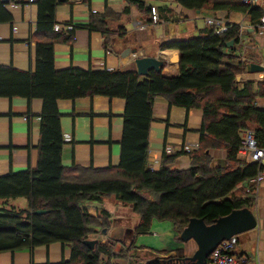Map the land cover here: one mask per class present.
<instances>
[{"label": "trees", "instance_id": "16d2710c", "mask_svg": "<svg viewBox=\"0 0 264 264\" xmlns=\"http://www.w3.org/2000/svg\"><path fill=\"white\" fill-rule=\"evenodd\" d=\"M65 1L36 2L33 74L0 66V96H33L43 100L36 167L0 176V200H27L26 207L1 203L0 253L60 242L71 248V258L56 264H120L117 259L127 257L124 250L115 254L111 245L98 241L92 249L85 244V240L109 227L108 213L101 211L93 216L87 203L112 195L121 204L131 205L138 214L136 234L147 233L154 220L169 221L178 238L192 218H201L210 225L234 209L253 210L252 179L258 167L241 161L237 154L242 130H253L264 145V108L256 106L257 101L264 100V80L258 82L256 90L252 80L245 78L242 84L239 81L248 73L242 57L256 61L252 53H243L239 24L228 23L218 33L216 26L203 27L198 37L166 43L164 48L176 49L180 54L178 74L172 77L164 76L162 71L141 76L135 70L120 68L56 70L54 45L70 43L76 28L54 29L55 8ZM13 2L26 0H0V5ZM127 2L142 5L143 1ZM177 2L194 10L241 12L250 24H257L264 15L260 5H246L241 0ZM124 12L128 13V7ZM112 16L108 11L92 13L87 24L89 29L102 32L105 46L112 35L108 27ZM6 18L11 16L7 14ZM231 41L233 45L228 46ZM94 96L125 100L120 163L106 168L64 167L61 162L64 139L57 100ZM156 96H162L171 106L201 109L202 123L197 149L164 152L159 169L153 170L149 163V132ZM211 149L225 150L226 166L213 167ZM181 155L190 157V166L171 168L169 164ZM37 210L47 212L37 214ZM145 252L141 254L144 256ZM103 253L108 255L105 261L100 259ZM185 257L183 250L178 249L176 256L155 258L147 264H171Z\"/></svg>", "mask_w": 264, "mask_h": 264}, {"label": "crops", "instance_id": "0c3cea01", "mask_svg": "<svg viewBox=\"0 0 264 264\" xmlns=\"http://www.w3.org/2000/svg\"><path fill=\"white\" fill-rule=\"evenodd\" d=\"M142 1V5H129L127 0H87L79 4H71L67 0L58 4L55 8V18L56 24L60 25L59 29H69L70 25L76 28L70 43L54 45L55 69L75 67L96 71L120 68L136 71L133 54L156 56L161 53L166 62L162 74L172 77L178 74L180 54L176 49L164 48L166 43L200 36V30L209 26L204 25L205 17H221L236 24L241 21L248 23L247 16L241 12L188 9L181 6L177 0ZM257 5L264 9V0H259ZM152 6L158 8L164 24L159 27L135 29V21L150 23L149 8ZM127 7L128 13H125ZM107 11L114 16L108 19L112 35L109 37V45L105 46L102 32L89 29L87 24L92 13L104 14ZM7 14L11 16L10 19L6 18ZM37 15V3L13 2L0 5V66H10L33 74L36 69V43L33 35L37 30ZM125 49H130L128 56H122ZM247 51L254 55V62L264 63V29L254 35L253 48ZM255 73L248 72L242 75L239 81L242 84L245 78L252 80L256 90L258 82L264 80V72L261 78ZM124 107L125 100L119 97L58 99L57 109L61 114L60 125L64 139L62 165L86 168L118 166ZM42 110L43 100L39 97L0 96V176L36 167ZM201 123V109L188 110L181 106H171L165 98L156 96L149 132L150 167L159 169L164 152L173 154L182 149H197ZM209 154L213 158V167L225 165L224 149H211ZM169 166L186 169L190 166V157L181 155ZM238 195L239 193L236 196ZM1 203L26 207L27 200L16 198L0 200ZM87 206L93 216L101 211L108 213L109 227L106 237L115 254L124 250L128 256V253H134L132 250L141 252L142 249L148 248L168 253V246L171 250L182 249L184 255L190 256L197 248L193 240H178V232L171 222L159 223L154 220L147 233L136 234L138 214L131 205L121 204L113 195L102 201L90 202ZM253 212L257 219L256 228L237 235L233 251L236 254H247L258 259L259 264H264V179L255 194ZM153 234L156 239H150ZM70 258L69 246L51 242L47 245L1 252L0 264H56ZM117 262L128 264L127 257L117 259Z\"/></svg>", "mask_w": 264, "mask_h": 264}, {"label": "built area", "instance_id": "2783aa9c", "mask_svg": "<svg viewBox=\"0 0 264 264\" xmlns=\"http://www.w3.org/2000/svg\"><path fill=\"white\" fill-rule=\"evenodd\" d=\"M71 4H79L83 2V0H68ZM242 3L246 5H255L258 3L259 0H241ZM37 0H26L25 3H36ZM18 4H22L20 2H17ZM151 20L148 24H142L139 21H135L133 23V26L135 29L137 28H145L148 26L152 27H159L164 24V21H162L159 10L157 7L152 6L151 9ZM181 20H183V16L180 17ZM204 25L209 26H216L217 29L215 33H218L220 31H223L226 29V25L230 23V21L225 18H218L215 16L211 17H205L203 18ZM60 28L59 24H56L54 26V29L57 30ZM69 29L72 28V26H68ZM240 28V45L242 47L243 53L246 52L249 48H253V37L256 33L260 32L264 29V15L260 18V21L257 24H250L245 21H241L239 23ZM254 50H256L254 48ZM134 57L136 56L133 54ZM133 57V58H134ZM242 60L248 63V61L245 60V57H242ZM264 65V63H263ZM256 106L263 107L264 108V100L263 101H257ZM238 159L241 161H244L246 163H255L258 167L257 174L252 179L253 187H254V193L256 194L257 189L261 181L264 179V145L260 144L256 134L251 129H245L240 132V145L238 147ZM153 169V168H151ZM154 170V169H153ZM88 208V207H87ZM89 212V209H88ZM105 233H99L98 239L101 243L104 244V242L107 243L108 238ZM235 236L231 237L230 239L222 240L214 249V251L208 256L209 262L211 264H259V260L250 257L247 254H236L234 250L235 246ZM105 258L108 259L107 254H101L100 259ZM135 253H129L127 256V262H134L136 260Z\"/></svg>", "mask_w": 264, "mask_h": 264}, {"label": "water", "instance_id": "95a60500", "mask_svg": "<svg viewBox=\"0 0 264 264\" xmlns=\"http://www.w3.org/2000/svg\"><path fill=\"white\" fill-rule=\"evenodd\" d=\"M2 1L6 2L7 0ZM232 45L233 41L228 43V46ZM129 54L130 49H125L122 52V56H128ZM133 60L136 65V71L141 76L148 75L150 71H162L166 63L161 53L156 56L136 55ZM246 71L249 73L264 72V65L262 63L248 62L246 63ZM224 164L223 166L216 167L226 166V159ZM45 212L47 211H36L37 214ZM256 226V216L253 210L248 207L234 209L229 214L217 218L210 225H207L201 218H192L187 226L179 233L177 239L182 242L193 240L197 248L192 255L186 256L184 259H177L173 263L171 262V264H210L208 262V256L222 240L230 239L233 236L236 237L243 232L256 228ZM103 232H106V229ZM97 242V239L85 240V244L92 249Z\"/></svg>", "mask_w": 264, "mask_h": 264}, {"label": "rangeland", "instance_id": "374dc122", "mask_svg": "<svg viewBox=\"0 0 264 264\" xmlns=\"http://www.w3.org/2000/svg\"><path fill=\"white\" fill-rule=\"evenodd\" d=\"M246 55H248L247 53H246ZM256 75H257V77L258 78H261L262 77V74H263V72H256L255 73ZM24 202V201H23ZM88 204V203H87ZM1 205V204H0ZM24 206V205H23ZM88 207V206H87ZM159 223H162V222H169V221H162V222H160V221H158ZM170 223V222H169ZM106 231H107V229H106ZM103 232V230L102 231H99L98 233H96L95 235H93V236H91L90 237V239H97L99 242H100V240L98 239V234L99 233H102ZM103 233H105L106 234V232H103ZM157 237H156V235L155 234H153V236H150V239H156ZM104 244H106V245H111L110 244V241H107V243L106 242H104ZM167 249H168V253L166 252H158V251H154L153 249H150V248H148L147 250H146V255H142L143 254V249H142V251L141 252H138V251H134V253H135V255H136V260H134V264H139V263H141V264H147V263H149L150 261H152L153 259H155V258H165V257H168V256H176V254H177V248L176 249H173V250H171L170 249V247H168L167 246ZM142 253V254H141ZM129 254V253H128Z\"/></svg>", "mask_w": 264, "mask_h": 264}]
</instances>
